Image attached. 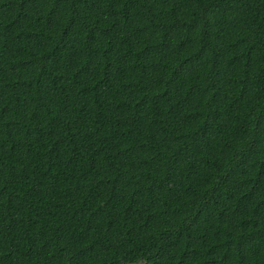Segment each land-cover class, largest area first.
Masks as SVG:
<instances>
[{"label":"trees","instance_id":"trees-1","mask_svg":"<svg viewBox=\"0 0 264 264\" xmlns=\"http://www.w3.org/2000/svg\"><path fill=\"white\" fill-rule=\"evenodd\" d=\"M0 264H264V0H0Z\"/></svg>","mask_w":264,"mask_h":264}]
</instances>
